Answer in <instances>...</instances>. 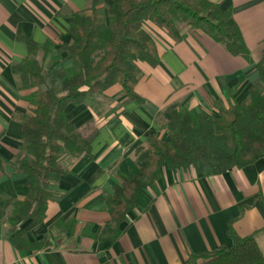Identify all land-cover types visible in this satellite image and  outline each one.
Returning <instances> with one entry per match:
<instances>
[{
    "label": "crops",
    "instance_id": "obj_1",
    "mask_svg": "<svg viewBox=\"0 0 264 264\" xmlns=\"http://www.w3.org/2000/svg\"><path fill=\"white\" fill-rule=\"evenodd\" d=\"M105 5L113 0H102ZM233 8L253 62L233 55L202 30L185 28L175 40L151 21L144 27L155 39L159 62L138 61L136 92L129 99L120 83L105 90L109 107L102 115L84 103H70L67 117L83 127L95 120L99 129L90 153H84L51 186L44 220L28 232L31 240L47 237L39 249L20 250L9 239L14 200L29 190L27 176L15 169L22 119L30 111L18 63L28 54L27 36L51 40L59 49L73 39L76 12H90L89 0H0V264H184L193 253L231 246V226L240 236L254 235L264 253V156L244 166L216 173L195 167H162L154 186L139 177L137 147L150 134L168 139L157 122L169 103L181 101L199 112L228 105L232 88L243 99L258 80L257 61L264 55V0H214ZM53 52H49L46 63ZM65 66L71 60L62 53ZM117 107L109 112L108 108ZM168 116V115H167ZM136 178L135 202L113 225L108 197L119 184L115 170ZM31 219L25 221L27 225Z\"/></svg>",
    "mask_w": 264,
    "mask_h": 264
},
{
    "label": "trees",
    "instance_id": "obj_2",
    "mask_svg": "<svg viewBox=\"0 0 264 264\" xmlns=\"http://www.w3.org/2000/svg\"><path fill=\"white\" fill-rule=\"evenodd\" d=\"M89 7L90 12L73 15L70 31L74 37L59 49L51 40L38 43L24 37L28 54L18 63V70L24 85L32 88L27 95L32 106L22 119L15 169L27 176L29 190L23 200L12 202V211L6 216L8 237L20 250L49 244L46 236L31 240L28 232L44 220L47 203L54 197L51 186L76 158L91 152L99 132L94 119L83 127L69 120L68 105L84 103L102 115L109 107L105 90L114 83L122 85L129 99L144 100L135 90L138 61L156 65L160 58L144 21L153 22L175 40L186 35L187 27L202 30L233 55L253 62L231 5L224 7L214 0H113L105 5L102 0H89ZM62 53L71 65L65 66ZM256 64L259 78L243 99L236 100L234 86L229 104H217V111L196 112L187 103L174 101L158 113L157 122L169 137L150 134L137 147L139 177L144 184L154 186L164 166H193L216 173L264 156V55ZM115 173L120 181L108 197V207L116 226L135 202L139 183L119 169ZM28 219L31 221L22 226ZM229 233L231 246L193 253L184 264H264V253L254 235H237L231 226Z\"/></svg>",
    "mask_w": 264,
    "mask_h": 264
},
{
    "label": "rangeland",
    "instance_id": "obj_3",
    "mask_svg": "<svg viewBox=\"0 0 264 264\" xmlns=\"http://www.w3.org/2000/svg\"><path fill=\"white\" fill-rule=\"evenodd\" d=\"M262 15L264 16V14L263 13H261V12H258V13H254V17H256V16H259V17H262ZM261 27H264V23L262 24V26Z\"/></svg>",
    "mask_w": 264,
    "mask_h": 264
}]
</instances>
